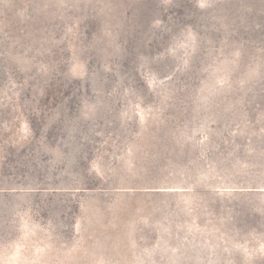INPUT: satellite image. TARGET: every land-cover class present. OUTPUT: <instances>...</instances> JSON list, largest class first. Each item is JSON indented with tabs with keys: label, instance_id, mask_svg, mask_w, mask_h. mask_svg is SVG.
Segmentation results:
<instances>
[{
	"label": "rangeland",
	"instance_id": "rangeland-1",
	"mask_svg": "<svg viewBox=\"0 0 264 264\" xmlns=\"http://www.w3.org/2000/svg\"><path fill=\"white\" fill-rule=\"evenodd\" d=\"M0 264H264V0H0Z\"/></svg>",
	"mask_w": 264,
	"mask_h": 264
},
{
	"label": "crops",
	"instance_id": "crops-1",
	"mask_svg": "<svg viewBox=\"0 0 264 264\" xmlns=\"http://www.w3.org/2000/svg\"><path fill=\"white\" fill-rule=\"evenodd\" d=\"M239 245H240V249H241V248L244 249V247H245L247 244L241 243V244H239ZM249 246L252 247L256 252H257V251L261 252V249H258L259 246H254V245H252V243H250Z\"/></svg>",
	"mask_w": 264,
	"mask_h": 264
}]
</instances>
